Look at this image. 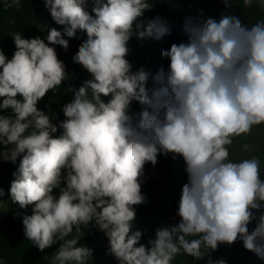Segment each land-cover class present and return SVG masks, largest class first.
Returning a JSON list of instances; mask_svg holds the SVG:
<instances>
[{"label":"clouds","instance_id":"obj_1","mask_svg":"<svg viewBox=\"0 0 264 264\" xmlns=\"http://www.w3.org/2000/svg\"><path fill=\"white\" fill-rule=\"evenodd\" d=\"M220 2L226 10L235 0ZM43 3L62 30L50 27L43 39L11 34L10 59L0 49V163L17 165L0 202L7 195L25 210L18 214L25 239L40 252L58 245L49 264H89L93 250L80 241L91 228L107 238L117 264H174L178 256L227 264L211 253L237 241L264 260L261 162L231 160L228 147L264 125V19L249 26L226 12L218 20L187 17L186 41L163 50L167 69L151 75L127 59L133 36L171 34L163 17L144 19L149 0ZM243 4L264 10V0ZM78 33L86 38L72 60L90 78L64 89L72 97L59 119L38 104L70 79L55 46L67 51ZM161 155L183 159L187 182L179 221L144 243L135 206L148 203L145 166Z\"/></svg>","mask_w":264,"mask_h":264},{"label":"trees","instance_id":"obj_2","mask_svg":"<svg viewBox=\"0 0 264 264\" xmlns=\"http://www.w3.org/2000/svg\"><path fill=\"white\" fill-rule=\"evenodd\" d=\"M149 3L153 5V8L145 13L144 19H151L157 15L163 17L171 26V34L160 40L149 38L143 41L133 36L128 43L130 51L127 59L133 65V71L143 67L151 75H155L160 68L167 69L169 61L162 57L163 50L169 49L173 43L186 41L187 36L183 33L182 26L187 17L196 19L213 17L218 20L220 14L226 12L239 16L242 22L249 26L257 20L264 19V10L255 4L252 7H245L243 0H235L226 10L220 0H149ZM50 27L62 30L61 26L52 21L43 0H19L18 3L14 0H0V49L9 59L15 50L11 34L19 33L24 38L40 36L43 39ZM78 37L69 40L70 46L67 51L60 46H55L58 58L64 61L70 79L66 80L61 88L50 92L38 104V107L49 115L58 114L59 119H63V113L60 110L62 105L69 102L72 97V94L64 89L78 88L85 79L90 78L89 74L72 60L82 39L86 38L80 33ZM148 86L152 87L151 78ZM46 105L49 107H45ZM131 110L139 112L140 106L133 102ZM53 122L56 123L57 120L54 119ZM245 144L250 146L247 151L243 147ZM228 147L231 160L239 161L252 156L257 157L261 162V178L264 179V125L254 126L249 134L234 138L233 144ZM16 167L17 165L10 162L0 163V187L6 193ZM184 168L181 157L173 160L171 156L163 155L158 157V163L154 167L151 164L145 167V171L149 174H144L142 178V192L147 197L148 203L135 206L136 220L134 222V226L145 233L142 242L146 243L150 236H154L155 230L161 225L168 226L179 221L176 211L181 188L187 182ZM30 211V208L27 209L28 214ZM23 212L25 210L17 205L16 214L12 218L0 221V264H49L48 257L54 253L58 245L48 248L45 252H40L33 247L24 237L22 219L18 215ZM254 227L253 222L249 225V231ZM80 243L93 250V258L90 259L89 264H117L114 257L106 254L107 238L97 229L85 230ZM220 258H223L227 264H264V260L245 250L241 241L231 246L220 245L217 251L211 253L213 261ZM174 264H208V257L196 261L191 257L178 256Z\"/></svg>","mask_w":264,"mask_h":264},{"label":"rangeland","instance_id":"obj_3","mask_svg":"<svg viewBox=\"0 0 264 264\" xmlns=\"http://www.w3.org/2000/svg\"><path fill=\"white\" fill-rule=\"evenodd\" d=\"M145 167H147V165ZM145 174H149V172L145 171ZM2 199L3 201L0 202V221H6L16 214L17 204L11 203L7 195Z\"/></svg>","mask_w":264,"mask_h":264}]
</instances>
